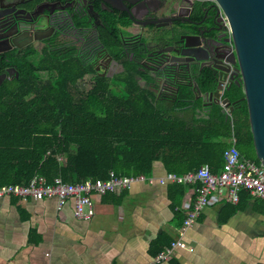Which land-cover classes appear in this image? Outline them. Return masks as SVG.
<instances>
[{"label": "trees", "instance_id": "obj_1", "mask_svg": "<svg viewBox=\"0 0 264 264\" xmlns=\"http://www.w3.org/2000/svg\"><path fill=\"white\" fill-rule=\"evenodd\" d=\"M21 70L0 86V187L26 184L37 174L73 183L106 180L111 171L151 174L157 160L177 174L203 163L217 173L233 133L243 157L260 162L246 101L233 120L215 108L209 118L189 122L157 106L133 75L124 91L103 81L83 92L79 80L89 69L72 58L57 62L50 51ZM234 87L235 97L244 94Z\"/></svg>", "mask_w": 264, "mask_h": 264}, {"label": "flooded vegetation", "instance_id": "obj_2", "mask_svg": "<svg viewBox=\"0 0 264 264\" xmlns=\"http://www.w3.org/2000/svg\"><path fill=\"white\" fill-rule=\"evenodd\" d=\"M0 49L4 82L19 78L23 67L50 51L57 62L72 58L88 68L79 85L88 82L89 89L104 81L124 91L133 75L156 103L197 106L205 114L215 108L223 113L229 96L225 109L232 120L246 101L244 94L235 97L234 67L222 62L233 60L235 46L216 0H0ZM190 53L207 60L194 65ZM216 67L226 70L225 77ZM192 78L196 87L188 86ZM220 82L230 86L224 95L216 94Z\"/></svg>", "mask_w": 264, "mask_h": 264}, {"label": "crops", "instance_id": "obj_3", "mask_svg": "<svg viewBox=\"0 0 264 264\" xmlns=\"http://www.w3.org/2000/svg\"><path fill=\"white\" fill-rule=\"evenodd\" d=\"M155 104L189 122L210 116L197 106ZM228 141L236 144L234 133ZM169 173L175 172L157 160L151 174L138 173L146 180L119 192L94 193L88 221L75 217L71 199L61 210L57 199H0V264H150L180 237L194 250L179 248L161 264H264L263 198L241 191L233 203L227 189L213 193L194 225L184 229L199 185L161 183Z\"/></svg>", "mask_w": 264, "mask_h": 264}, {"label": "built area", "instance_id": "obj_4", "mask_svg": "<svg viewBox=\"0 0 264 264\" xmlns=\"http://www.w3.org/2000/svg\"><path fill=\"white\" fill-rule=\"evenodd\" d=\"M225 167L219 172L212 171L208 163L198 169L183 175L169 173L160 179L161 183L168 180L188 184H198V196L183 221V228L194 225L204 208L208 205L209 197L213 193H223L228 190V200L237 203L241 191H247L251 196L264 199V163L257 164L243 157L236 144L230 145L224 152ZM144 174L123 176L110 172L106 180H87L85 182H67L61 177L49 181L44 175H35L28 183L19 185H5L0 187V199L7 196L33 199H57L58 210H61L68 200L74 201V215L77 219L88 221L94 216V193L119 192L130 187L136 181L146 180ZM188 248L187 242L181 237L176 238L169 245L159 251L150 264H161L169 261L177 249Z\"/></svg>", "mask_w": 264, "mask_h": 264}, {"label": "water", "instance_id": "obj_5", "mask_svg": "<svg viewBox=\"0 0 264 264\" xmlns=\"http://www.w3.org/2000/svg\"><path fill=\"white\" fill-rule=\"evenodd\" d=\"M130 1L135 2V0ZM216 1L220 4L230 26L235 46L233 60L223 58L222 62L228 69L229 66L234 67L232 79L236 78L237 85L242 87L255 150L259 160L264 163V0ZM120 2L122 0H118V3ZM191 46L197 47L198 45ZM186 56L190 57L194 65L207 60L204 57H198L195 53ZM216 68L220 70L221 76L225 77L226 70L223 67ZM6 77V73H0V86ZM175 83L181 84L177 81ZM221 84L220 82L217 95H224L225 91L230 90V86L224 88ZM196 85L195 78L188 83V86L196 87ZM231 103L230 97L226 96L223 100V113L226 114V119L229 118V114L226 113L225 108Z\"/></svg>", "mask_w": 264, "mask_h": 264}, {"label": "rangeland", "instance_id": "obj_6", "mask_svg": "<svg viewBox=\"0 0 264 264\" xmlns=\"http://www.w3.org/2000/svg\"><path fill=\"white\" fill-rule=\"evenodd\" d=\"M90 83L85 82L83 85H80V88L83 92H86L89 89Z\"/></svg>", "mask_w": 264, "mask_h": 264}]
</instances>
